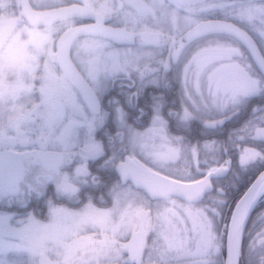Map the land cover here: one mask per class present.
I'll use <instances>...</instances> for the list:
<instances>
[{"label":"snow or ice","instance_id":"snow-or-ice-1","mask_svg":"<svg viewBox=\"0 0 264 264\" xmlns=\"http://www.w3.org/2000/svg\"><path fill=\"white\" fill-rule=\"evenodd\" d=\"M0 264H264V0H0Z\"/></svg>","mask_w":264,"mask_h":264},{"label":"clouds","instance_id":"clouds-1","mask_svg":"<svg viewBox=\"0 0 264 264\" xmlns=\"http://www.w3.org/2000/svg\"><path fill=\"white\" fill-rule=\"evenodd\" d=\"M11 14L9 11H5L3 13H0V25H2L6 30L11 26L12 21Z\"/></svg>","mask_w":264,"mask_h":264}]
</instances>
